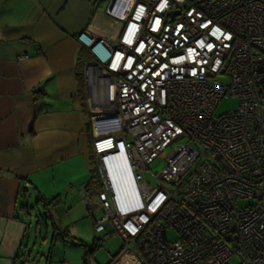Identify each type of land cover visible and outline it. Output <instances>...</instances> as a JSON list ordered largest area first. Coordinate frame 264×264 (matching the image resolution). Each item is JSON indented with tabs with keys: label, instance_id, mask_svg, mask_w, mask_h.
Segmentation results:
<instances>
[{
	"label": "built area",
	"instance_id": "obj_1",
	"mask_svg": "<svg viewBox=\"0 0 264 264\" xmlns=\"http://www.w3.org/2000/svg\"><path fill=\"white\" fill-rule=\"evenodd\" d=\"M105 14L114 35L77 36L102 90L88 98L95 232L120 235L134 264H264V0H110ZM224 97L238 107L216 115Z\"/></svg>",
	"mask_w": 264,
	"mask_h": 264
},
{
	"label": "crops",
	"instance_id": "obj_2",
	"mask_svg": "<svg viewBox=\"0 0 264 264\" xmlns=\"http://www.w3.org/2000/svg\"><path fill=\"white\" fill-rule=\"evenodd\" d=\"M109 2L0 0V264H16L20 256L32 218L29 199L37 210H44L39 197H60L68 210L88 211L93 136L87 49L77 36L86 29L114 35ZM111 264L134 262L122 252Z\"/></svg>",
	"mask_w": 264,
	"mask_h": 264
},
{
	"label": "rangeland",
	"instance_id": "obj_3",
	"mask_svg": "<svg viewBox=\"0 0 264 264\" xmlns=\"http://www.w3.org/2000/svg\"><path fill=\"white\" fill-rule=\"evenodd\" d=\"M99 77V72L94 71L93 79ZM219 80L223 84H229V78L226 76L219 77ZM86 92L87 101L89 97L93 98L94 95H99L101 99L102 90L99 80L89 82ZM237 107V100L231 97H224L216 108L215 114L221 115L223 112ZM171 152L172 148H167L162 155L150 165V170L154 174H160L165 167V160ZM150 170L146 172V178L148 182L154 186L155 179ZM98 194L99 191H95L92 197L97 199ZM87 198L88 197H86V199ZM98 203L99 202H96L95 204L96 213L94 217L89 215V212L86 208L84 210L83 206L80 207L79 210H68V208L64 207L65 205L61 203L50 209L53 218L48 219L41 206L39 210L36 209V200L34 198H32V200L29 199L27 204H29L32 218L28 216L26 220L28 230L26 238L22 241L20 256L16 257V264H59L62 260H67L69 264H84L82 260V256L85 254L84 245L91 250L95 237L101 239V246L95 252L94 259L96 258V261L101 264H106L111 259L112 254L121 248L123 239L120 235H114L104 239V233L98 234L95 232L94 222L103 216V212L99 209ZM55 225L62 230H70L71 236L67 241H64L61 236L56 240L53 238ZM168 235L170 239L176 237V233L172 229L169 230ZM91 259L94 261L93 257ZM234 263L235 262H232V264Z\"/></svg>",
	"mask_w": 264,
	"mask_h": 264
},
{
	"label": "trees",
	"instance_id": "obj_4",
	"mask_svg": "<svg viewBox=\"0 0 264 264\" xmlns=\"http://www.w3.org/2000/svg\"><path fill=\"white\" fill-rule=\"evenodd\" d=\"M84 56H85L84 58H86V59H88L90 57L89 52H87V50L84 52ZM91 174L92 175H91L90 181L88 182V184L85 187L87 197H89V198H93L92 197L93 192L101 190V179H100V174H99V170H98L94 155L92 156ZM38 202L42 203V205L44 207V211H45L46 215L48 216V218L50 219V218H52V215L50 214V209L52 207H56V206L60 205L62 203V199L60 197H56L53 199H46L44 197H39ZM88 212L90 213L91 216H93V217L95 216L96 212L91 213L89 210H88ZM94 228H95V222H94ZM60 236L63 237L64 239L69 238L71 236L70 230L69 229L62 230L61 228H59L58 226L55 225L53 238L56 240L57 237H60ZM100 246H101V239L95 237L92 249L90 250L87 248V246L85 247V254L83 257L84 258V264H89V260L92 257H94L95 252L98 250V248H100ZM122 252H123V246L120 249V251L112 257V260L108 264H111L112 261L114 259H116Z\"/></svg>",
	"mask_w": 264,
	"mask_h": 264
},
{
	"label": "water",
	"instance_id": "obj_5",
	"mask_svg": "<svg viewBox=\"0 0 264 264\" xmlns=\"http://www.w3.org/2000/svg\"><path fill=\"white\" fill-rule=\"evenodd\" d=\"M176 14H178V12H174V13L172 14V16H175Z\"/></svg>",
	"mask_w": 264,
	"mask_h": 264
},
{
	"label": "bare ground",
	"instance_id": "obj_6",
	"mask_svg": "<svg viewBox=\"0 0 264 264\" xmlns=\"http://www.w3.org/2000/svg\"><path fill=\"white\" fill-rule=\"evenodd\" d=\"M107 24V23H106ZM113 25V24H112ZM117 25V24H116ZM111 26V25H110ZM111 29V28H110ZM115 29V28H114ZM113 30V29H112ZM97 88V87H96ZM97 90V89H96ZM99 90V89H98ZM98 92V91H97Z\"/></svg>",
	"mask_w": 264,
	"mask_h": 264
}]
</instances>
